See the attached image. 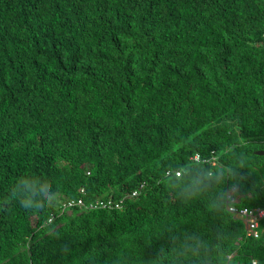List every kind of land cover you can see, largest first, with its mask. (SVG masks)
I'll return each instance as SVG.
<instances>
[{
	"label": "trees",
	"instance_id": "trees-1",
	"mask_svg": "<svg viewBox=\"0 0 264 264\" xmlns=\"http://www.w3.org/2000/svg\"><path fill=\"white\" fill-rule=\"evenodd\" d=\"M259 152L264 0H0V264H264Z\"/></svg>",
	"mask_w": 264,
	"mask_h": 264
},
{
	"label": "built area",
	"instance_id": "built-area-1",
	"mask_svg": "<svg viewBox=\"0 0 264 264\" xmlns=\"http://www.w3.org/2000/svg\"><path fill=\"white\" fill-rule=\"evenodd\" d=\"M192 161L197 164H209L213 167L219 165V159L214 156L209 160L203 159L201 156H195ZM181 171H170L167 173L166 177H182ZM146 185L143 184L139 190L135 191L133 194L126 196L122 200H115L113 197L106 200H97L95 202L86 203L85 200H70L62 204V213H66L75 208H79L84 211H121L125 207V202L128 199L138 198L142 192L146 189ZM82 195L85 196L86 193L83 190ZM242 196L238 194L237 188L229 189L226 195V209L234 217L235 220L241 221L246 230L247 238L259 239L260 238V225L264 220V209H248L239 207L241 203ZM53 219L50 220V223Z\"/></svg>",
	"mask_w": 264,
	"mask_h": 264
},
{
	"label": "water",
	"instance_id": "water-1",
	"mask_svg": "<svg viewBox=\"0 0 264 264\" xmlns=\"http://www.w3.org/2000/svg\"><path fill=\"white\" fill-rule=\"evenodd\" d=\"M257 155L264 156V152H259V153H257Z\"/></svg>",
	"mask_w": 264,
	"mask_h": 264
},
{
	"label": "clouds",
	"instance_id": "clouds-1",
	"mask_svg": "<svg viewBox=\"0 0 264 264\" xmlns=\"http://www.w3.org/2000/svg\"><path fill=\"white\" fill-rule=\"evenodd\" d=\"M23 203V202H22ZM24 206L27 207V205L24 203Z\"/></svg>",
	"mask_w": 264,
	"mask_h": 264
}]
</instances>
